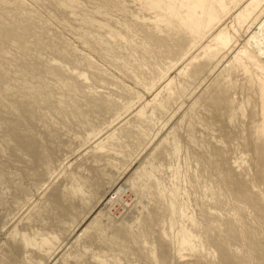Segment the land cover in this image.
<instances>
[{"label": "rangeland", "instance_id": "rangeland-1", "mask_svg": "<svg viewBox=\"0 0 264 264\" xmlns=\"http://www.w3.org/2000/svg\"><path fill=\"white\" fill-rule=\"evenodd\" d=\"M0 264H264V0H0Z\"/></svg>", "mask_w": 264, "mask_h": 264}, {"label": "bare ground", "instance_id": "bare-ground-1", "mask_svg": "<svg viewBox=\"0 0 264 264\" xmlns=\"http://www.w3.org/2000/svg\"><path fill=\"white\" fill-rule=\"evenodd\" d=\"M147 1V0H146ZM150 1H152V0H150ZM154 1V0H153ZM69 2V1H68ZM140 2V1H139ZM75 3V2H74ZM64 8V7H63ZM98 22V21H97ZM88 25V24H87ZM99 25H102L103 26V24H99ZM231 65V64H230Z\"/></svg>", "mask_w": 264, "mask_h": 264}]
</instances>
